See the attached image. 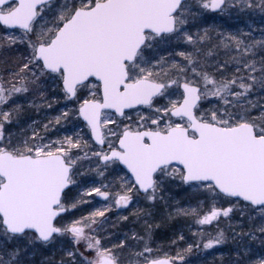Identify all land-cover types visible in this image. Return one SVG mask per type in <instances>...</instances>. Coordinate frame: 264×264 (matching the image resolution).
Wrapping results in <instances>:
<instances>
[{
	"label": "snow or ice",
	"instance_id": "6c2138e0",
	"mask_svg": "<svg viewBox=\"0 0 264 264\" xmlns=\"http://www.w3.org/2000/svg\"><path fill=\"white\" fill-rule=\"evenodd\" d=\"M38 255L264 264V0H0V264Z\"/></svg>",
	"mask_w": 264,
	"mask_h": 264
},
{
	"label": "rangeland",
	"instance_id": "374dc122",
	"mask_svg": "<svg viewBox=\"0 0 264 264\" xmlns=\"http://www.w3.org/2000/svg\"><path fill=\"white\" fill-rule=\"evenodd\" d=\"M222 23H225V27L228 26L229 23H231L230 21L228 22H224V21H221ZM35 118H39V117H35ZM177 192H179V190L177 189L176 190ZM183 196V193H179V195L177 196L178 199H180L181 197ZM131 211V209L129 210H122L120 212V214L122 215H128L129 212ZM111 218L113 220L116 219V214L115 212L110 214ZM182 229L186 235H189L190 236V233H188L187 231V225L185 224L184 221H178V222H175L173 225H170V226H166V227H162L160 229H158L154 235V244L153 246L154 247H162L164 248L165 250H169V251H174L175 249L174 248H171L170 247V240L173 238V233L177 230H180ZM125 231L127 230L126 228L124 229ZM224 251H227V246H225V249ZM217 257L219 256V254L217 253L216 254ZM44 257L43 256H40L38 255L37 257H35V260H36V264H40V261L43 259ZM191 261H192V264H201V259L199 256H192L191 258ZM207 259L209 261H211L213 259L212 256H207Z\"/></svg>",
	"mask_w": 264,
	"mask_h": 264
}]
</instances>
